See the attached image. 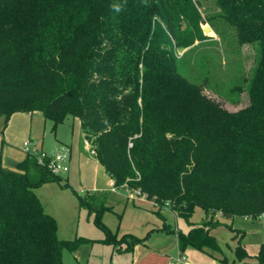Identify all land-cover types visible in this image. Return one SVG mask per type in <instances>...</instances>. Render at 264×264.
<instances>
[{"label": "trees", "instance_id": "trees-1", "mask_svg": "<svg viewBox=\"0 0 264 264\" xmlns=\"http://www.w3.org/2000/svg\"><path fill=\"white\" fill-rule=\"evenodd\" d=\"M212 1L218 12L205 17L198 0H0V114L7 125L16 112L40 113L53 129L79 119L115 187L139 189L157 213L169 207L189 220L202 208V223L178 231L177 242L216 254L220 217L264 213V0ZM215 18L257 45L238 110L178 70V50L204 40ZM62 180L29 152L16 169L0 165V264H63V250L84 242L58 237L35 191ZM73 190L104 226L108 193ZM228 226L235 257L220 260L246 264L244 231ZM126 236L114 240L127 252L144 241ZM253 264H264V243Z\"/></svg>", "mask_w": 264, "mask_h": 264}, {"label": "rangeland", "instance_id": "rangeland-1", "mask_svg": "<svg viewBox=\"0 0 264 264\" xmlns=\"http://www.w3.org/2000/svg\"><path fill=\"white\" fill-rule=\"evenodd\" d=\"M198 1L203 16L218 12L212 0ZM205 26H210L211 30L205 33L207 37L204 40L197 41L196 46L188 51L178 50V70L189 81L204 85L205 93L220 101L226 108L238 110L248 102L245 93L248 89L246 79L257 63V45L241 44L236 29L222 18L206 21L203 29ZM238 87H243L244 92L240 93ZM9 123L10 120L6 125V116L0 114V165L16 169L17 164L25 159L27 151L18 146V139H12V143H9L2 133ZM72 124V118L60 124L57 135L53 122L37 113L31 122L30 149L43 148L51 153L60 148V143H70ZM77 127L75 125V133ZM21 140L23 142L25 139ZM76 169L75 166L74 183L69 181L71 187L64 186L68 182L65 172L62 174V183L49 181L35 190L44 210L56 219L58 237L84 239L75 252L67 248L63 250V264H133V251L127 252L126 241L122 245H115L114 238L119 240L125 234L130 240L131 236H135L149 241L159 252L174 256L177 250V232H188L192 226L202 223L205 217V212L200 207L195 209L189 220L176 216L169 207L157 213V206L141 201L144 198L138 194L134 196L130 189L109 185L108 175L101 164L100 184L106 186L102 190L108 193L107 204L112 207L102 213V226L97 223L93 212L79 204L73 188L81 194L85 193V189H79V171ZM220 220L223 224L214 228L212 233L217 236L224 250L229 251V246L233 243V231L226 224H230L232 220L226 217H220ZM143 242H139V245H143Z\"/></svg>", "mask_w": 264, "mask_h": 264}, {"label": "crops", "instance_id": "crops-1", "mask_svg": "<svg viewBox=\"0 0 264 264\" xmlns=\"http://www.w3.org/2000/svg\"><path fill=\"white\" fill-rule=\"evenodd\" d=\"M36 114H27L22 112L14 113L10 118V123L7 128L2 131L3 134L6 135L9 143H12V139H18V146L23 147V143L27 140L31 141V122L32 117ZM64 124V123H62ZM60 125V124H59ZM59 125L54 129L57 132V135L60 132ZM75 125L76 128L75 133ZM72 135L70 143L62 142L60 143V148L58 150H54L51 153L61 152L66 150L67 148L70 151V161H69V171L66 172L67 180L73 182V168L77 167L79 171L78 180H79V189H85V191L90 192H105L102 190L104 185L100 184L99 179V168L101 163L98 159H95V155H92L89 149L84 144V138L81 133L80 121L79 119H75L72 124ZM27 138V139H26ZM21 139L23 142H21ZM64 139H66L64 137ZM83 145H82V144ZM43 150V148L41 149ZM76 169V171H77ZM64 174V173H63ZM107 174V173H106ZM62 175V174H61ZM108 175V174H107ZM109 185L112 184L114 186L113 179L108 175ZM71 185V184H70ZM106 187V186H104ZM127 188V187H125ZM128 189V188H127ZM141 201L148 203L149 205H153L151 200L141 199ZM156 210V209H155ZM230 224H226V226L231 225L234 228H238L244 231L242 236V244L244 248L248 251V253L252 256L248 260H246V264H253L255 261V256L258 254L261 245L264 243V219H251L246 216H236L231 219ZM229 227V226H228ZM231 229V228H230ZM233 231V229H231ZM215 235V234H214ZM235 232L233 231V243L229 246V251L224 250L221 243V252L220 253H208L197 248L188 246L184 251L180 250V247L177 242V250L173 255L161 253L158 248L150 244L149 241H144L143 245L136 244L133 249V264H167L169 261L174 260L175 264H225L220 260V257L226 256L228 259L233 260L235 257V247L237 244V240L234 239ZM216 236V235H215ZM217 238V236H216ZM218 239V238H217ZM139 249V251H138ZM226 251L231 254L228 255ZM139 253V255L137 254ZM183 253L186 256V261H180L178 258L180 254Z\"/></svg>", "mask_w": 264, "mask_h": 264}, {"label": "built area", "instance_id": "built-area-1", "mask_svg": "<svg viewBox=\"0 0 264 264\" xmlns=\"http://www.w3.org/2000/svg\"><path fill=\"white\" fill-rule=\"evenodd\" d=\"M31 141L27 140L23 143V148L29 152L30 154H35L36 157L39 160V163L42 165H47V167L56 175H61L65 172L69 171V161H70V151L67 148L66 150H63L61 152H55V153H48L45 150H32L30 149ZM84 144L89 149L90 153L92 155H96V151L91 148V143L89 140L85 139ZM129 189V188H128ZM135 196L136 194L140 195L142 198L146 200L148 199L147 195L145 193H142L139 189H130ZM154 206H157V202L154 200H151ZM258 219H264V213H261L258 216ZM180 261L185 262L186 256L185 254L181 253L179 258ZM167 264H175L174 260L169 261Z\"/></svg>", "mask_w": 264, "mask_h": 264}, {"label": "water", "instance_id": "water-1", "mask_svg": "<svg viewBox=\"0 0 264 264\" xmlns=\"http://www.w3.org/2000/svg\"><path fill=\"white\" fill-rule=\"evenodd\" d=\"M210 30H211V27L210 26H205L204 27V32L205 33H208Z\"/></svg>", "mask_w": 264, "mask_h": 264}]
</instances>
